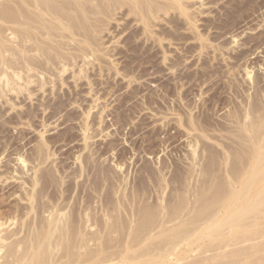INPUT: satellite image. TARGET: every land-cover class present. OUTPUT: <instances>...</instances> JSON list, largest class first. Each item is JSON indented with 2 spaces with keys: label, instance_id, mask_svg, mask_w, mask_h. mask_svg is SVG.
<instances>
[{
  "label": "bare ground",
  "instance_id": "1",
  "mask_svg": "<svg viewBox=\"0 0 264 264\" xmlns=\"http://www.w3.org/2000/svg\"><path fill=\"white\" fill-rule=\"evenodd\" d=\"M242 4L239 3L236 7L237 12L235 8L231 10V15H228V18L226 17L227 19L222 22L221 28L215 25L210 28L206 26L208 33L205 28L206 31L202 33L196 25L197 20L191 13V5L187 0H0V112L5 104H10L9 106L14 111L16 103L13 101V95H16L15 98L18 100H30L35 97L36 92L41 91L46 94L51 89L53 92L57 80H61L62 82H58H61L63 86L69 81L68 79H73L75 86L84 80H87L90 86L95 85L90 80V75L96 66L101 71L105 68L103 66H107L108 71L112 72V65L108 60L113 57L112 50H115L117 46L110 50L109 47L106 48L104 41L108 33H112V29H109L111 23L115 22L114 19L118 20L115 17L122 14L123 9L126 14L123 12L121 16L124 18L134 16L136 23L143 25L142 34L141 32L136 35L132 33L135 35V40L139 38V35L146 37L147 40L151 39V36H156L157 34L153 33L154 20L159 21L164 14L168 15L172 10L179 11L181 17H185V22L190 28L188 30L195 33L194 40L197 42L199 55L214 54L213 60H215L218 53L223 57L229 54L227 52L230 48L226 45L227 42L226 44L219 42V38L212 41L208 35L209 30L229 28L231 23L236 22L235 14L242 13ZM123 17L121 19H124ZM254 30L256 31L255 28ZM114 33L113 31L115 37ZM226 34H229L228 30ZM220 37L223 36L220 35ZM239 37L237 34L234 35L232 42L239 44L237 40ZM153 39L159 44H162L164 40L163 35L162 38L157 36ZM261 42L254 43L250 48L239 50L243 45H249L242 43L243 45L239 48L235 46L233 51L229 50L231 52L229 59L232 62L230 61L227 67L230 71L237 67L240 69L239 73L243 70L244 78L241 77L243 75L239 76L243 78L241 83H246V85H240L245 87L240 91V86L237 85L240 82L233 84L232 81L231 84L229 81V88L235 95L231 98L236 99L235 101L238 99L240 102L231 101L234 106L224 118L226 123L217 124V121L215 123L217 125H214L207 121L210 119L200 120L193 117L194 115L189 121L187 120L191 127L190 130L198 133L196 143L193 142L196 145L191 155L193 154L192 157L196 160L201 153V156L203 154L205 157L203 160H207V163L202 164V168L198 171L196 168V170L193 169L192 164V168L190 166V169L186 170L188 172L182 178L180 177L181 179L176 180L174 177L175 183L178 181L181 183L178 182V189L171 190L174 193H170L171 196H168L170 199L168 197L165 199L166 196L163 198L162 194L169 188L171 180L168 181L161 171L150 173L156 176L154 188L162 192L161 194L155 191L159 194L158 199L154 198V193L153 197L148 194L158 201V203L155 201L156 204L153 201V204H150L151 200H148L152 198L144 199L147 190L143 187L140 189L141 185L137 184L138 181L134 182L137 185L133 186L132 191L127 192L128 190H124L125 187L130 189L127 178L118 179L119 176L117 177L115 170L97 165H93L95 173L90 175L89 173L92 172L88 171L89 168L87 169L89 161L83 160L76 179L84 178L87 171L89 172L88 177L82 183L75 182V187L73 185L74 176L73 180L71 179L73 182H67L63 175L58 176L59 171L55 172L57 169L52 171L48 168L47 164L53 154L42 134V141L38 142L39 144L32 152L25 155L22 153L23 148L16 149L14 154L16 158L13 161L10 160L8 165L3 166L4 159L2 158L4 157L1 155L0 264H186V261L188 264H264V91L259 87L262 80L260 75L253 74L254 65L252 67L248 65L249 60H246L245 64H240L249 53L250 55L256 53L261 47ZM120 53L117 54L119 56H116L117 58L121 57ZM115 60L113 61L116 63ZM115 63L112 64L115 65ZM116 66L119 65L116 64ZM131 67L127 66L126 78L133 73ZM210 69L206 68L197 73L198 80L204 79L203 84L216 81V78L218 80V77H225L228 73L221 71L222 69ZM90 70L92 71L89 73ZM262 70L264 72V68ZM117 73L121 75V72ZM233 73L235 74L234 71ZM218 74L221 76H217ZM48 86L51 88L47 89ZM79 88L81 90L80 86ZM73 92L78 93L75 89L72 90ZM69 93L71 95V91ZM99 93L95 94L100 95ZM50 94H52L51 91ZM59 101L52 106V103L51 105L43 104V100L37 108L29 107L26 114L31 119L33 113L40 107L45 113L56 110V107L59 111L62 109V103ZM230 103H227V106L232 107ZM20 104L24 103L20 102ZM73 104L77 106V103L73 102ZM94 109L97 107H89L88 111L83 112L87 115V119ZM10 119L11 117L9 121ZM7 121H3L6 122L4 123L6 127L14 123ZM87 129L88 127L83 126L84 131ZM3 130L0 127V135L5 133ZM212 132L215 135L211 134ZM216 133L218 136L225 134V136L221 135L223 142L216 136ZM89 138H85L84 149L89 147L87 142ZM208 142H213L220 149ZM8 143H4V146ZM199 145H201V150H199ZM78 160L81 158L79 157ZM88 160H91V157ZM11 163L14 165L9 166ZM3 168L5 170L2 171ZM196 176L199 177V181L195 187H191L194 186L193 181L195 182L196 179L193 178ZM174 180L171 183H174ZM106 183L108 186H105ZM116 183L122 185V190L117 188ZM104 186L105 189L107 187V192L103 191ZM79 188L81 192L76 190ZM146 188H148L147 185ZM101 190L103 195L105 192L103 198L100 194ZM76 191L78 193L75 195ZM149 192L152 191L149 190ZM189 258L193 259L190 260L192 263H189Z\"/></svg>",
  "mask_w": 264,
  "mask_h": 264
},
{
  "label": "rangeland",
  "instance_id": "2",
  "mask_svg": "<svg viewBox=\"0 0 264 264\" xmlns=\"http://www.w3.org/2000/svg\"><path fill=\"white\" fill-rule=\"evenodd\" d=\"M203 1L202 0H191V1L187 0V2H189V4L191 5V13L194 14L193 16H195V19L197 20L196 25H198L199 31L202 33H204L203 31L205 29H207V31L206 30L205 31L208 33V28H205L206 26L207 27L209 26L210 28L215 25L221 28V26L223 25L222 22L228 18V15H231L232 13L231 10L232 11L235 10L236 7H238L239 3L240 4L243 3L241 5V7L243 8L242 13L240 12L239 14H235L234 20L236 22L233 20L235 23L234 24L231 23L229 28H226L224 30H220V29L218 30L213 29L212 31L209 30L208 35L212 41H214L215 39L217 40L219 38L218 40L219 42L221 43L223 42L225 44L227 42L226 45L229 46L230 51H233L234 49L233 47L236 46L235 48L237 47L239 48L245 43L249 45H246V46L243 45L242 47L239 48V50L247 49L248 47L250 48L256 42H261V41L264 42V0H256V1H253V0H241V1L240 0H203ZM121 12L122 14L120 15L118 14L117 17H115V18H118V20L114 19L115 22H113L114 20L111 21L114 23V24L111 23V26L109 27V29H112V31L110 30L112 33H108L110 36L108 35V37H106L104 41V43L106 42L105 44L106 48L109 47V49L110 48L114 49L117 46L115 48L116 51L112 50L113 52L111 53V54L114 53L115 55L113 54V57L110 58V60H108L110 61V64L112 65V72L108 71L107 68L109 67L107 66H103L107 68L106 69L103 68L104 70L102 71L100 70L98 66H96V68L92 69L93 71L92 70L89 71V73L92 71L91 75L89 74L91 76L90 80H92V83L95 85L90 86L88 85V81L84 80L82 82H79L81 85H79L78 83V85L75 86L76 83H74V80L68 79L69 81L67 80L68 82H66L67 85L64 83V80H63V83L65 85L63 86L60 84L62 81L57 80V84L53 89L54 93L52 92V89L47 91L46 94L41 91L36 92V95L34 98H31L30 100L27 99L26 101H23L24 99L18 100L17 98H15L16 95H13L12 98L14 100L13 99L12 100L15 101L16 103V106L14 107L15 108L14 111H12L11 106H9L10 104H5V107L7 108L3 107L2 112H0V116L2 115L0 119L3 117L0 120V127H2V129L5 130V133L0 135V137L1 136L4 137V141H3V137L1 139L2 141L0 140V143H1L0 144V158H2V156L4 157L2 158L4 159L2 163L3 166L8 165V162L10 160L13 161L16 158V155L14 156V154H15V150L18 148L19 149L23 148L22 153H24L25 155L32 152L37 147V145L42 141L41 137L43 135L49 144V147H50L49 150L51 151L53 155L55 154L54 156L52 155L47 166L52 171H55L57 169L55 172L57 173L59 171L58 172L59 175L57 174L59 177L60 175H63V177H65V180L67 182L74 181L73 183L74 185L75 182L76 183L84 182L85 178L88 177L89 172H92L89 174L93 175L95 173L94 167L96 165L103 167V168L105 167L106 169L110 168L113 171L115 170L114 172L117 173V177L119 176L118 179L127 178L128 184H130L129 185L130 189L126 187L124 189L126 191L128 190L127 192L132 191L133 186L137 184L139 186L141 185L140 189L145 188L147 192H145L144 199L152 198L154 194H155L154 198L158 199V195H159L158 193H156L159 191H156V188H154L155 185H153L155 184L154 178L156 176H153L150 173L152 172L158 173L161 171L163 175L165 174L164 176L166 179H168V181L171 180L173 182L174 177L176 178V180L181 179L188 172L186 170L192 168V164H193V169L196 168L197 171L202 168V164L204 165L207 160H203L205 159V157L203 156V154L201 156V153H200L201 158H199L200 157L199 156L197 158L198 160L196 159L197 161L193 159L192 157L193 154L191 155V153H192L194 145H196L195 143L197 141L196 139H197L198 133L194 132L193 130H190L191 127L189 125V122H187V120L189 121V119L194 115L193 117L199 118L200 120L201 119L207 120V118L210 119V120H207L210 122V124H213V123L214 125H217L219 123L225 124L226 120L224 118H226V114H228V112L233 108L234 105L232 102L236 100V99H232L233 97H235V95L233 94L232 90H230L229 88L230 87L229 81L230 83L233 81V84L234 82H236V84L238 82L241 83L244 78V71L241 70V72L239 73L240 69L237 67L235 69L236 71L234 69L230 71L229 67H227L228 63H230L231 61L229 59V54H231L229 50L227 52L229 54H227L225 57H223L222 55L218 53V57H217L218 59L216 58L215 60H213L214 54L213 55L211 54L210 56L208 54L206 55L203 54L202 56H200L199 52H197V46H198L197 42L194 40L195 33H193L192 30H188L189 27L185 22V17L184 16L181 17L182 15H180L179 11L172 10L171 12H169L168 15L164 14V16L161 18L162 21L161 19L159 21L154 20V22L156 23L154 24L153 22V31H154L153 33L157 35L156 36L150 35L151 39H148V40L146 37H143L142 35L141 36L139 35L140 40L139 38L137 40L134 39L135 35L138 32L139 34L140 32L142 34L143 25L141 24L138 25L135 21L136 18L134 16H128V18L127 16H125V18L121 16L124 13L126 14L124 9ZM236 12H237V9H236ZM121 17H123L125 20L121 19ZM112 25L115 27V29ZM159 27L163 28L164 30L160 29ZM254 28L256 29V31L254 30ZM158 29L161 31H159ZM227 30L229 34L225 35V32ZM113 31L115 32L114 33L115 37L113 35ZM132 33L135 35H133ZM215 33H218V34H215ZM231 33L234 35L237 34L240 36L239 38H237L238 42H240L239 44H234L232 42L234 41L232 39L234 35L232 36ZM239 33H241V35ZM162 35L164 38L162 44L155 42L153 38L157 36L159 38H162ZM172 35L174 36V38L177 36V38L175 39L172 38L173 37ZM220 35L223 37H220ZM180 38L181 40H178ZM110 39L111 41H109ZM165 40L166 42H164ZM108 41L109 43L107 44ZM263 42L260 43L261 47L256 51L255 54L250 55L251 53H249L248 57H246L245 60H242L240 64L242 63L245 64V62L249 60L248 65H251V67L254 65L253 67H255V69L253 71L254 72L253 74L260 75V78L262 80L260 79L261 83L259 87L263 88L262 90L264 91V81H263L264 72L262 70L264 68V66H262V64L264 65V43ZM125 44L126 45L128 44V45L126 46ZM135 47H137V49ZM162 47L163 48L165 47V48L161 49ZM126 48H127V51L130 53L126 51ZM131 51L133 54L131 53ZM119 53L121 57L117 58L119 57L118 56ZM136 53H138L139 56H137L138 54ZM115 58L117 59L115 60ZM112 59L115 60L116 63ZM105 60L107 61L106 58ZM112 63H115V65H113ZM116 64L119 66L121 65L120 70H118L119 66H116ZM130 64L131 66L132 65L133 66L131 67ZM127 66L131 67L133 71V73H131L128 78L125 77L126 75H128L127 73H125ZM169 66L171 67L169 68ZM116 67L117 69H115ZM123 67L125 68V70ZM206 68H209V69L211 68L210 70H212L213 68L219 69V70L222 69L221 71L228 72V73L226 74L225 77L223 76L224 78L220 74H218L217 76L219 75L221 76V77H218V80L216 78V81L213 80L211 83L203 84L204 79L198 80L197 73L199 71L200 72L204 71ZM95 69H96V72H95ZM113 69H114V73H113ZM176 70L177 71L180 70V71L177 72ZM233 71L235 72V74L233 73ZM117 72H121L120 73L121 75H119ZM102 75H105V76H102ZM239 75L240 76L243 75L241 76L243 78H241ZM58 81H61V82H58ZM72 82L73 84H71ZM240 83H238L237 85L239 86L246 85V83H243V84L242 83L240 84ZM213 84L215 86H213ZM59 85L61 86L62 89L60 88ZM50 86H48L47 89H50L52 87ZM79 86L81 87V90L83 91L80 90ZM241 86H240V91L241 89L243 90L245 88ZM55 89L56 90L59 89L57 91L58 93L56 92ZM74 89L76 92H78L76 93L77 96L75 92L72 93V90ZM69 90L71 91V95L69 93L70 92ZM78 90L80 91V93ZM92 90H95L96 92L95 91L92 92ZM50 91L52 94H50ZM94 92L97 94L99 93L100 95H97ZM65 94L66 96H64ZM73 94L75 95V98L77 100L74 98ZM55 95L56 97H54ZM78 99H80L79 102H78ZM43 100H44L43 104L51 105L52 103V106H54L55 103L56 102L58 103V100H60L61 102L59 101V103H62L61 104L62 109L58 111L59 108L57 109L56 107L57 111L53 110V111H48L49 113L48 112L45 113V112H42L43 109L40 107L39 109L41 110L37 109V111L35 112L36 114L33 113L34 115L32 114L33 116L30 119V117H28L26 114V110L29 107H32L33 109L34 107L37 108V105L38 104L40 105V103H42ZM45 100H47L48 102ZM20 102H23L24 104L22 105L20 104ZM73 102L75 104L77 103V106L74 105ZM230 102L232 103V107H230L231 105L227 106V103L229 104ZM237 102L239 103L240 100L237 99V101H235L234 103H237ZM78 103H79V106H78ZM80 106H81V109H80ZM95 106L97 107V109H94L89 119H87L88 118L87 115H84L85 111L86 110L88 111L89 107L95 108ZM63 110L65 112H63ZM6 113L8 114L6 115ZM18 113L23 114V115L20 114V116H22L23 120L25 121L22 120V118L19 116ZM58 113H61V114H58ZM64 116H66L67 118L66 117L64 118ZM10 117L11 119L9 121ZM12 117H13V120H12ZM2 120L3 121L8 120L7 122H11L12 120L11 123L13 122L14 123L11 124V126L8 125L6 127L4 124L6 122H3ZM65 121L67 123H65ZM2 122L6 128L3 125H1ZM216 122L217 124H215ZM84 124L88 126H85ZM83 126L88 127V129L86 130L88 132L86 134H84L86 131L83 130ZM14 128L17 129V131ZM212 128H213V125H212ZM18 132L20 133L19 135H18ZM211 134L215 135L213 132ZM221 135L225 136V134H219V136L221 137L220 138L216 133V136L222 140L221 142H223L224 139L222 138ZM85 136L87 138L90 137L87 141L89 144V147L87 149H84L85 148V138H86ZM194 141L195 143H193ZM3 142L5 144L6 142H9V143L7 146H4L5 144ZM208 143L214 144L213 142H208ZM214 145L217 146L216 144ZM199 150H201V145H199ZM4 151H7V152L4 153ZM79 157L81 158V160H78ZM86 157L87 158L91 157V160H88L89 158L87 159ZM84 158H86V160H84ZM82 160L89 161L87 169L89 168L91 170L88 169L89 172L87 171V173L84 174V178L76 179V176L80 171L79 167L81 166ZM52 161L54 163H52ZM194 163H196L197 165L196 164L194 165ZM11 164L9 166L14 165V163H11ZM199 165H201V167ZM3 170H5V168H3L2 171ZM73 176L75 177L74 180H73ZM152 178L153 180H151ZM193 179L194 180L196 179L197 181L195 180L194 182ZM193 179L192 181H193L194 186H191V187H195V184L198 183L199 181V177L196 176ZM171 181L169 184L170 186H168L169 188L165 190L164 194H162L161 191L159 192L162 194V196L164 195L163 198L166 196L165 199H168L169 198L168 196L169 195L171 196L170 194L172 193L171 190L172 189L175 190L176 188L178 189L179 187L178 184L181 183L179 181H178L179 183L178 182L175 183V180H174V183H171ZM134 182L135 183L137 182V184H135ZM144 182H145V186H143ZM119 184L116 183V186L117 188L119 187V190H122L121 189L122 185H119ZM193 184L191 183V185ZM146 185L148 188L150 187L152 188L148 189L146 188ZM105 186H108L107 183L105 184ZM105 186L103 187V191L107 192L108 189L106 187L107 189L106 190ZM139 186H136V187H139ZM76 190L81 192L80 188ZM149 190L152 192H149ZM77 191L76 193H74L75 195L78 193ZM103 191L102 190L100 191V194H102L101 196L102 198L105 195V192L103 195ZM119 194L120 192L118 193V196ZM148 194L152 195V197H150ZM157 199L152 198V199H149V200L147 199V200L148 201L151 200L150 204L151 203L153 204V202L156 204V202L158 203V201H156ZM191 259L192 258H189L188 261H190ZM189 263H192V262L190 261ZM186 264H188L187 261H186Z\"/></svg>",
  "mask_w": 264,
  "mask_h": 264
},
{
  "label": "snow or ice",
  "instance_id": "3",
  "mask_svg": "<svg viewBox=\"0 0 264 264\" xmlns=\"http://www.w3.org/2000/svg\"><path fill=\"white\" fill-rule=\"evenodd\" d=\"M218 226V225H217Z\"/></svg>",
  "mask_w": 264,
  "mask_h": 264
}]
</instances>
